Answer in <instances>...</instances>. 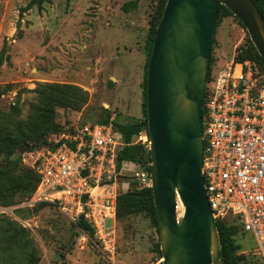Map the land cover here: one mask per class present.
<instances>
[{
	"label": "rangeland",
	"instance_id": "obj_1",
	"mask_svg": "<svg viewBox=\"0 0 264 264\" xmlns=\"http://www.w3.org/2000/svg\"><path fill=\"white\" fill-rule=\"evenodd\" d=\"M29 1L0 0V51L5 45L10 63L0 68V136L14 138V155H0V178L9 175L8 183L0 179L5 189L0 192V264H110L95 238L75 227L66 201L38 199L37 184L23 183L21 176L31 169L35 151L52 147L78 126L106 114L120 124L143 119L144 46L158 0H140L129 13L121 6L131 0H48L40 10L25 12L18 24ZM248 41L240 22L223 10L211 46V73L237 61ZM56 84L82 89L87 102L78 110L53 105L41 87ZM38 139L44 142L36 144ZM22 145L29 151L20 153ZM116 233L115 264H131L138 253L140 264H160L158 233L147 216L118 220ZM234 239L239 264H260L250 233Z\"/></svg>",
	"mask_w": 264,
	"mask_h": 264
},
{
	"label": "built area",
	"instance_id": "obj_2",
	"mask_svg": "<svg viewBox=\"0 0 264 264\" xmlns=\"http://www.w3.org/2000/svg\"><path fill=\"white\" fill-rule=\"evenodd\" d=\"M201 122V175L213 217L235 219L252 235L264 264V73L255 62L233 58L210 74ZM133 144L148 149L147 132L135 135ZM124 145L111 122L87 123L35 151L29 164L39 178L37 198L66 201L76 220L83 216L110 264L117 255V195L132 182L150 188V163L147 170L123 161L118 170Z\"/></svg>",
	"mask_w": 264,
	"mask_h": 264
},
{
	"label": "water",
	"instance_id": "obj_3",
	"mask_svg": "<svg viewBox=\"0 0 264 264\" xmlns=\"http://www.w3.org/2000/svg\"><path fill=\"white\" fill-rule=\"evenodd\" d=\"M220 6L241 23L264 63V19L252 0H166L154 33L145 111L161 264H221L201 175L203 94ZM25 151L28 145L19 147Z\"/></svg>",
	"mask_w": 264,
	"mask_h": 264
},
{
	"label": "trees",
	"instance_id": "obj_4",
	"mask_svg": "<svg viewBox=\"0 0 264 264\" xmlns=\"http://www.w3.org/2000/svg\"><path fill=\"white\" fill-rule=\"evenodd\" d=\"M48 0H30L27 5L20 9L19 12V20L22 18L23 14L28 10L32 9L33 7H37V9H41L44 2ZM69 1V0H67ZM140 0H131L123 3L121 9L124 13H129L137 9ZM166 0H158V4L154 10L153 15L149 21V29L148 34L145 42L144 48L147 52V60L145 64V92H144V102H143V119L142 120H132L126 124H120L117 122H113L109 114H106L105 117L98 121L93 122L97 124H108L109 122L112 123L113 129L118 132L125 143L124 147L119 151L117 155V162H118V170L120 168L121 162H132L138 164L145 169L149 170L148 164L150 163V156L149 150L146 149L144 146L133 144V137L140 133L141 131L147 132V123H146V111H145V103H146V71H147V64L150 57L151 47L154 39V33L156 26L161 18L162 11L164 8ZM254 6L257 8L259 13L261 14L262 18L264 19V0H252ZM225 10L228 14H232L226 7L220 6L217 22L220 16L222 15V11ZM236 19V17H235ZM237 20V19H236ZM241 24V23H240ZM238 61L250 60L257 64L258 68L260 69L261 73H264V63L261 58L258 56L255 48L248 41L247 48H245L237 58ZM6 63L9 65V55L6 54L5 45L0 51V68L3 64ZM211 58L209 57L208 63V72L206 81L209 80L211 74ZM42 90L48 91L50 96L47 97L53 105L61 106L64 108H69L72 110H78L81 108L88 99V95L82 89L73 86V85H47L46 89L41 87ZM17 110V108H15ZM36 144L40 142H44V139H38L35 141ZM0 155H4L8 158L14 155V138L6 135L0 136ZM3 182L8 183L9 175L0 178ZM21 180L23 183L35 182L38 184L39 178L38 175L34 172V170L30 169L26 173L21 176ZM5 189H2L0 184V192H4ZM144 214L156 228V232L158 233L157 229V222L155 218V209L153 203V195L150 188L144 189H137L135 187V183H130V186L126 192H120L117 195L116 199V221H123L128 217ZM235 219L231 218H224L222 220H217V229L219 232L220 237V246H221V264H239L242 260V257L237 254L239 251V246L235 243V235L238 233L244 237L246 232L243 231L242 226L235 222ZM75 227L80 231L84 232L88 236H92L94 234L93 229L90 225L83 219V216H80L76 222ZM159 248V239L157 242V252L161 255ZM259 258V257H258ZM260 260V258H259ZM19 264H27L23 260L20 261ZM29 264H36V261L30 262ZM161 264V263H160ZM260 264H262L260 260Z\"/></svg>",
	"mask_w": 264,
	"mask_h": 264
},
{
	"label": "crops",
	"instance_id": "obj_5",
	"mask_svg": "<svg viewBox=\"0 0 264 264\" xmlns=\"http://www.w3.org/2000/svg\"><path fill=\"white\" fill-rule=\"evenodd\" d=\"M124 169H125V170H126V169H129V167H125ZM115 223H116V231H117V222L115 221ZM137 250L140 251V248L137 247ZM139 256H141L140 253L135 254L134 257L131 258V260H130L131 264H140L142 261H141V257H139ZM145 256H146V255H145ZM156 264H157V263H156Z\"/></svg>",
	"mask_w": 264,
	"mask_h": 264
}]
</instances>
